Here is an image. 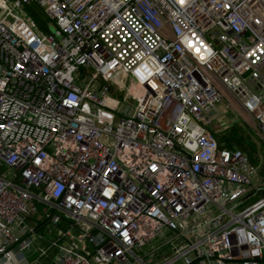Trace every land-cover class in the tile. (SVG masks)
I'll list each match as a JSON object with an SVG mask.
<instances>
[{"label": "built area", "instance_id": "1", "mask_svg": "<svg viewBox=\"0 0 264 264\" xmlns=\"http://www.w3.org/2000/svg\"><path fill=\"white\" fill-rule=\"evenodd\" d=\"M220 107L264 143V0H0V264H264Z\"/></svg>", "mask_w": 264, "mask_h": 264}, {"label": "rangeland", "instance_id": "2", "mask_svg": "<svg viewBox=\"0 0 264 264\" xmlns=\"http://www.w3.org/2000/svg\"><path fill=\"white\" fill-rule=\"evenodd\" d=\"M29 14L35 15L34 9L27 8L26 9ZM37 11L40 10L39 7L36 8ZM22 12V11H21ZM37 13V12H36ZM41 21V22H40ZM46 21V17L40 16L38 17V22L39 23H44ZM53 29V28H52ZM91 73V72H90ZM130 78L126 77L124 79V87L127 88L129 84ZM115 97L118 98V100H123L124 99V92L122 91L120 95H115ZM220 117L218 120H216L213 124L212 127L214 128L215 131L218 133L220 132H225L228 130L230 127L233 126V124L237 123L240 124L239 127L242 129L241 132L244 133L243 136L249 137L250 140L256 143L257 148L254 151V159L257 160V164L260 166H264V143L259 137V135L256 134V130L248 124V122L244 119V117L240 116L235 110L230 111V110H224L223 107H220ZM228 116V118H224ZM247 139V138H246ZM248 140V139H247ZM253 149H251V152ZM262 176V173H261ZM254 185H261L264 187V178H254L253 180ZM264 188H261L258 194L252 199V201L256 200L258 197L262 195V191ZM174 235V232H166L164 237H160L158 240H153L150 242L145 248L144 252H140L141 254L148 255L152 252V250H155L160 244L164 243L168 239H170ZM163 253H166L170 250V245H167L163 249ZM156 258V254L154 255Z\"/></svg>", "mask_w": 264, "mask_h": 264}, {"label": "trees", "instance_id": "3", "mask_svg": "<svg viewBox=\"0 0 264 264\" xmlns=\"http://www.w3.org/2000/svg\"><path fill=\"white\" fill-rule=\"evenodd\" d=\"M33 9L36 10L34 6ZM39 25L43 27L42 23H39ZM239 125L240 124L235 123L225 132L218 133L217 131H215L219 144L221 145V147L240 148L246 151L253 163L256 164L257 161H255L254 159V151L257 148V145L255 142L250 140L249 137L243 136L244 133L241 132L242 129L239 127ZM251 149H253L252 152Z\"/></svg>", "mask_w": 264, "mask_h": 264}, {"label": "crops", "instance_id": "4", "mask_svg": "<svg viewBox=\"0 0 264 264\" xmlns=\"http://www.w3.org/2000/svg\"><path fill=\"white\" fill-rule=\"evenodd\" d=\"M255 161H257L256 159H255ZM256 165H258L257 163H256ZM259 168H260V166H259ZM260 175H261V173L262 174H264V166H261V170H260ZM41 215L40 214H33L31 217H30V219H31V221L33 222V223H36L38 220H41L40 217ZM40 230H43V227H41L40 228Z\"/></svg>", "mask_w": 264, "mask_h": 264}]
</instances>
